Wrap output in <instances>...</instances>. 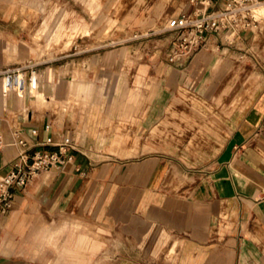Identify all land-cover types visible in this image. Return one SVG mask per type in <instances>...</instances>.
<instances>
[{"label":"crops","instance_id":"obj_1","mask_svg":"<svg viewBox=\"0 0 264 264\" xmlns=\"http://www.w3.org/2000/svg\"><path fill=\"white\" fill-rule=\"evenodd\" d=\"M98 1L89 0L93 14ZM250 31L207 35L191 58L172 62L173 43L103 51L90 74L102 72L108 84L72 83L49 69L48 81L39 85L23 75L20 88L4 95L0 81V176L21 151L73 156L13 189L11 207L0 215V264H264V91L232 111L239 97L232 92L233 57ZM89 32L80 22L43 21L33 32L35 46L0 36V62L22 60L28 51L41 58ZM136 48L143 59H133ZM112 71L119 79L111 93L105 79ZM182 89L228 114L219 116L221 129L207 143L211 154L198 164L176 161L168 141L166 149L138 158V143L127 144V137L162 134L160 121ZM72 102L86 106L87 119L49 112ZM85 136L107 144L102 159L85 147Z\"/></svg>","mask_w":264,"mask_h":264},{"label":"rangeland","instance_id":"obj_2","mask_svg":"<svg viewBox=\"0 0 264 264\" xmlns=\"http://www.w3.org/2000/svg\"><path fill=\"white\" fill-rule=\"evenodd\" d=\"M20 5H24L23 14L19 12ZM93 7L97 9L94 14L90 11L89 0H0V36L8 40L23 41L35 46L33 32L43 21L49 27L60 21L65 27L80 22L90 28L89 34H77L66 48L60 42L52 47L50 54H44L41 58L27 50L28 54L24 59L0 62V68L24 67L22 73L27 77L30 71H34L39 85L48 81L49 69L53 70L54 78L65 77L72 80V83L79 81L93 84L99 81L98 85L108 84L103 82L102 72H95L94 77L90 74V70L96 67L100 59L97 54L119 48L131 49L141 43L148 50L167 47L173 43L175 37L174 32L167 30V27L182 9L189 10L186 0H99ZM257 20L250 31V40L237 45L240 50L233 57L237 71L232 92L239 97L232 111L241 110L244 99L251 97L253 93L264 91V19ZM134 50L137 54L133 59H143L144 54H140L137 48ZM226 78H230L229 75ZM118 79L119 74L114 71L109 79H105L110 81L111 93V86L117 85ZM175 94L178 98L170 104L158 126L162 134L145 131L137 137H127V144L132 141L138 143L141 149L138 158L157 154L152 150L157 147L166 149L168 141L175 149L168 154L176 161L187 159L198 164L211 154L206 151L209 147L207 143L210 138L214 140L217 137L215 132L221 129L223 121H220L219 116L228 114L225 111L217 113L220 108L215 103L209 104L183 89ZM76 103L72 102L64 109L55 105L49 112L58 118L67 115L87 119L89 113L86 106ZM98 107L111 113L109 103L101 102ZM116 113L118 112L113 111L111 115L117 117ZM116 121L112 120L113 123ZM167 129L174 133L168 134ZM208 133L213 134L208 136ZM92 140V137L85 136V147H92L93 153L102 159L107 154V150L103 151L102 148L107 147V144L101 145L100 142ZM86 152L89 154L88 150ZM111 157L116 158L113 153Z\"/></svg>","mask_w":264,"mask_h":264},{"label":"built area","instance_id":"obj_3","mask_svg":"<svg viewBox=\"0 0 264 264\" xmlns=\"http://www.w3.org/2000/svg\"><path fill=\"white\" fill-rule=\"evenodd\" d=\"M189 10L176 16L167 30L174 32L173 44L169 61L178 58L189 59L201 49L207 35L226 38L239 31L252 30L257 23L255 8L264 0H224L217 6L211 0H186ZM24 67L0 68V81L3 94L17 91L23 79ZM34 78L30 71L29 81ZM32 133L35 134V131ZM51 143L50 140H47ZM20 145L25 143L20 140ZM73 156L67 151L35 152L29 157L21 151L11 169L0 176V215H4L11 207L13 189H24L39 174L52 169H58L66 162L72 161Z\"/></svg>","mask_w":264,"mask_h":264},{"label":"bare ground","instance_id":"obj_4","mask_svg":"<svg viewBox=\"0 0 264 264\" xmlns=\"http://www.w3.org/2000/svg\"><path fill=\"white\" fill-rule=\"evenodd\" d=\"M255 17L259 20L264 19V4L263 3L255 8ZM35 78L36 77L34 76V78L31 80V82H33L35 80Z\"/></svg>","mask_w":264,"mask_h":264}]
</instances>
